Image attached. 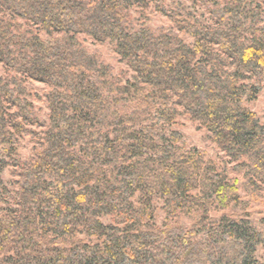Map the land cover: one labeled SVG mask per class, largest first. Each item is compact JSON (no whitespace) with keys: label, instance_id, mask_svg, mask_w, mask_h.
Returning <instances> with one entry per match:
<instances>
[{"label":"trees","instance_id":"16d2710c","mask_svg":"<svg viewBox=\"0 0 264 264\" xmlns=\"http://www.w3.org/2000/svg\"><path fill=\"white\" fill-rule=\"evenodd\" d=\"M150 4L192 42L134 27L131 8ZM210 14L199 23L157 0H0V264H255L264 234L249 199L167 129L186 114L243 173L250 198L264 189V125L245 106L264 80V0H215ZM79 34L110 43L132 80ZM28 81L48 87L45 120ZM34 125L33 156L20 161L16 139ZM228 208L240 214H211ZM180 214L189 228L171 222Z\"/></svg>","mask_w":264,"mask_h":264},{"label":"rangeland","instance_id":"374dc122","mask_svg":"<svg viewBox=\"0 0 264 264\" xmlns=\"http://www.w3.org/2000/svg\"><path fill=\"white\" fill-rule=\"evenodd\" d=\"M215 0H157L159 7L163 8L167 13L176 12L179 10H188L193 19L199 23H207L211 20L212 15L210 10L214 6ZM132 23L134 27L147 26L153 32L169 31L173 32L181 37L185 42L191 43L192 39L186 34L176 30L174 23L168 18V16L158 10L154 4L141 13L135 8H131ZM22 21L21 19H18ZM77 39L82 45L90 52H98L103 61L109 65L116 76H118L123 82L132 80V72L125 65V63L119 60L118 55L114 52L112 45L108 42H98L93 38L79 34ZM6 71L2 64H0V77H4ZM262 87L256 98L250 102H246L245 106L253 111L260 120V123L264 125V80L262 81ZM28 86L32 93L31 101L35 107L37 117L41 120L47 118L48 109L46 107L45 94L48 91V87L40 82L28 81ZM30 133H25L16 139V157L20 161H28L33 156V150L36 147V140L38 134H40V128L38 125L28 126ZM169 131L176 130L180 134L179 144L185 149H192L203 154L205 158L212 160L217 165V169L226 173L229 179L235 180L240 195L244 199H249V213L248 217L251 224L264 234V189L256 194L254 198H250L248 192L242 188V184L246 181L243 173L236 171L233 162L223 153L209 138V132L200 125L198 122L192 121L186 114H180L172 123L167 127ZM1 177L3 182L11 189L14 187V169L12 166H6ZM154 223L161 227L166 221V214L162 208L163 200L154 197ZM239 215L240 210L238 208H228L219 210L217 212L212 211L214 216L221 214ZM107 222V219H104ZM171 222H175L178 225L189 228L192 224V219L180 214L174 217ZM256 262L255 264L264 263V244H259L255 252Z\"/></svg>","mask_w":264,"mask_h":264}]
</instances>
